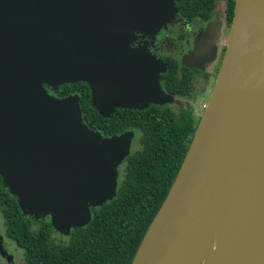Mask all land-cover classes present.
I'll return each instance as SVG.
<instances>
[{"label": "water", "instance_id": "1", "mask_svg": "<svg viewBox=\"0 0 264 264\" xmlns=\"http://www.w3.org/2000/svg\"><path fill=\"white\" fill-rule=\"evenodd\" d=\"M173 0H0V179L23 214L68 233L115 194L131 132L102 137L81 118L168 100L152 36ZM130 264H264V0H234L213 87L187 151Z\"/></svg>", "mask_w": 264, "mask_h": 264}, {"label": "trees", "instance_id": "2", "mask_svg": "<svg viewBox=\"0 0 264 264\" xmlns=\"http://www.w3.org/2000/svg\"><path fill=\"white\" fill-rule=\"evenodd\" d=\"M175 2L187 11L194 8L192 11L203 19L211 8V0ZM233 4L234 0H226L229 24ZM167 65L169 69L176 67L171 59ZM175 74L168 71L163 76L169 94L191 97L194 90L191 76L185 72L176 80ZM44 88L59 98L78 96L82 121L102 136L136 128L141 148L125 157L123 176L118 179L114 196L90 207V220L69 228L65 243L50 237L52 231H58L53 229L48 216L36 221V230H29L28 215L21 212L15 196L0 185V214L5 233L24 248L27 264H130L175 178L199 119L192 120L191 114L182 108L173 112L155 105L146 109L116 108L109 117H103L90 104L89 88L84 82L65 83L54 90L46 85Z\"/></svg>", "mask_w": 264, "mask_h": 264}, {"label": "flooded vegetation", "instance_id": "3", "mask_svg": "<svg viewBox=\"0 0 264 264\" xmlns=\"http://www.w3.org/2000/svg\"><path fill=\"white\" fill-rule=\"evenodd\" d=\"M173 2H174V6L176 8L177 15H179V17L181 18V22H180L181 33L176 35V37H178L177 40L185 39V41H188L189 39H191L192 40L191 42L193 43L192 46L194 47V44H195L194 43L195 42L194 41V35L197 34L198 36H200L201 33H199V31L202 32V30H200L201 26L196 25L197 27L194 29V27H192V25L195 21L199 22L200 24L205 23V22L208 23L209 21L211 22V19H213V17H215V16H213V13H215V10H216L215 9V0H211V6H210L211 8L207 14V17L204 19L196 11H192V9H194V8H191L190 10L187 11V10H184L178 4H176L175 0H173ZM223 16H224V19L226 21L225 6H224V15ZM215 19H216V17H215ZM227 24H229V23L227 22ZM182 26L186 27V29L188 31L187 34L184 33V29L182 28ZM195 30L197 31V33H195ZM161 34L162 33L159 29L155 33L153 38L148 37L146 35V39H147L146 40L141 36L140 33H137L135 41H132L130 46L137 47V46L146 45L149 47L148 50L151 53V55H153L160 62H163L164 68L162 67L163 71L159 73L158 83H159L161 90L168 96V101L173 102L174 106L166 104L168 101L165 100L166 102H164V104L148 103L142 109H144V108L146 109L148 105H155L156 107H159V108L169 109L173 112H179V110L182 108V109H185L186 112L191 114L192 120L195 121L197 118L200 119V116L202 114V111H203L206 103H201V105L199 107L201 112L198 113L195 111L196 101L198 98H201V96H203L207 92L208 83L210 81V78L213 77V74H214V77L216 76L221 59H220V57L217 56L218 58L215 57L214 61H211L210 63L201 62V64L203 65L204 68L203 67L198 68L195 66L193 67V65H188L184 62H182L180 64L178 59H177V56L179 57L180 61H182L184 55L179 56L178 54H173V53L168 54L166 52H159V51L157 53H156V51H155V53H153L154 52L153 47H155L156 42H157V40ZM161 41H163V39ZM152 43H153V45H152ZM178 46L180 47L179 51H178V53L180 54L181 50L184 47H182L181 44H179ZM193 47H191V48H193ZM186 52L188 53L191 51H187V47H186L185 51L182 54H186ZM168 59H171L176 63L175 69H169L168 68V65H167ZM191 59H195V61H198V58H191ZM183 68H187V69H183ZM168 71H169V74L171 73V71H174V73H176L175 74L176 80L180 79V77L183 74H185V72L191 76L192 84L194 85V90L191 93V97H188L186 94H183L180 97H175L174 95L169 94L170 91L168 88H166V86L164 84L165 81L163 78L164 74ZM124 132H131V134H132L131 138H130L128 154L129 153L131 154L132 152L140 150L141 143L139 142L140 134H139L138 130L136 128H134L133 130H125L119 134H122ZM119 134H115V135H119ZM112 135H108V136H102L101 135V136L102 137H110ZM125 157L116 166V185L118 183V179L123 176V171H124L125 164H126ZM0 181H1V179H0ZM0 183H2V182H0ZM0 185L2 187H4L3 184H0ZM15 200H16V198H15ZM25 215L27 216V214H25ZM28 217L31 218V219H29V218L27 219V225L29 224L28 229L29 230H36L37 225L35 224V222L38 221L40 218H33V217H30L29 215H28ZM70 229L68 231H70ZM55 234L56 233L52 231L50 237L52 239L55 238L56 240L55 239L54 240L56 242H62V243L66 242L68 234H61V237H63V238L65 237L66 240H63L60 237L59 238L56 237ZM58 234H60V233H58ZM0 235H1L0 236V255L2 254L3 257L5 256L6 261L8 263H10L12 261V264H13L14 261L17 260L16 256L21 253V256H22L21 260L24 262V264H27L25 261V257H24L25 256L24 248L22 246L18 245L14 241L13 238H11L10 236H8L5 233V230H4V227L2 224L1 214H0ZM0 264H2V263H0Z\"/></svg>", "mask_w": 264, "mask_h": 264}, {"label": "rangeland", "instance_id": "4", "mask_svg": "<svg viewBox=\"0 0 264 264\" xmlns=\"http://www.w3.org/2000/svg\"><path fill=\"white\" fill-rule=\"evenodd\" d=\"M225 3H226V0H215V9L216 10H215V13H213V16H215L216 19H215V17H213V19H211V22L209 21L208 23L205 22V23L200 24L197 21H195L193 23L192 27H194V29L197 26H201L200 30H202V32H203L202 33L201 31H199V33H201L200 36H198L197 34L194 35V41H195L194 47L192 46L193 43L191 42L192 41L191 39H189L188 41H185V39L177 40L178 37H176V35L181 33V30H180L181 18L179 17V15H177V12H176L170 22H166L164 25H162L160 27V31L162 34L158 38L155 47H153L154 52L153 51L152 52L155 53V51H156V53H157L159 51V52H166L168 54H170V53L178 54L179 56L184 55L182 61H180L179 57L177 56V59H178L180 64L182 62H184L188 65H193V67L195 66L198 68L203 67L201 62L210 63L211 61H214L215 57H217V56L220 57V59H221L224 48H225L227 35H228V31H229V26H230V24H227V22L225 21L224 16H223ZM182 28L184 29V33L187 34L188 31H187L186 27L182 26ZM195 33H197L196 30H195ZM154 35L155 34H153L152 36H149V37L153 38ZM141 36L144 39H146V35H141ZM135 39H136V35L134 36L132 41H135ZM162 39H163V41H161ZM179 44H181L182 47H184L181 50L180 54L178 53L179 48H180L178 46ZM152 45H153V43H152ZM144 46L147 49V51L149 52V50H148L149 47L146 45H144ZM186 47H187V51H191V52H188V53L186 52V54H182L185 51ZM191 47H193V48H191ZM191 58H198V61H195V59H191ZM215 77L213 74V77L210 78V81L208 83L207 92L203 96H201V98L197 99L196 106H195L196 112L200 113L201 110L199 109V107H200L201 103L207 102L210 91H211L213 84H214V81H215ZM164 102H166V101L163 99V101H160L159 103H156V104H164ZM166 104L174 106L173 102L168 101ZM48 219H49V217H48ZM35 224L37 225V222H35ZM60 233L61 234H67V233H62V232H60ZM61 234L56 233L55 236L58 238L60 237L63 240H66L65 237L64 238L61 237ZM16 257H17V260H15L13 264H24V262L21 260V257H22L21 253L18 254ZM0 263L12 264V261L10 263H8L5 259V256L3 257V255L1 254L0 255Z\"/></svg>", "mask_w": 264, "mask_h": 264}]
</instances>
